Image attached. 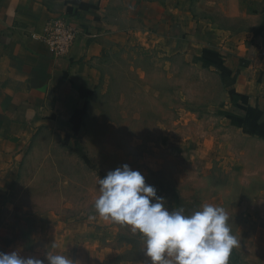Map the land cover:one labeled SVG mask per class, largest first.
I'll return each instance as SVG.
<instances>
[{
  "label": "rangeland",
  "instance_id": "obj_1",
  "mask_svg": "<svg viewBox=\"0 0 264 264\" xmlns=\"http://www.w3.org/2000/svg\"><path fill=\"white\" fill-rule=\"evenodd\" d=\"M213 1L215 8L201 14L235 28L246 24L234 16L235 1L229 15L221 0ZM100 71L75 140L44 131L20 162L14 193L26 213L58 216L51 221L58 237L66 222L76 235L96 236L91 247L105 245L99 264H149L140 235L94 209L98 178L128 164L170 211L223 207L239 240L229 264H264V140L221 114L226 95L218 74L182 55L128 42L107 50Z\"/></svg>",
  "mask_w": 264,
  "mask_h": 264
},
{
  "label": "crops",
  "instance_id": "obj_2",
  "mask_svg": "<svg viewBox=\"0 0 264 264\" xmlns=\"http://www.w3.org/2000/svg\"><path fill=\"white\" fill-rule=\"evenodd\" d=\"M233 1L234 16L247 19L239 28L201 14L213 0H0V252L44 264L57 254L72 264L105 258L89 232L76 235L66 222L58 237L51 223L58 216L26 213L14 182L44 131L63 142L78 136L100 59L115 43H147L216 72L226 95L221 114L264 140V0H221L227 15ZM58 17L78 29L64 56L33 36Z\"/></svg>",
  "mask_w": 264,
  "mask_h": 264
},
{
  "label": "clouds",
  "instance_id": "obj_3",
  "mask_svg": "<svg viewBox=\"0 0 264 264\" xmlns=\"http://www.w3.org/2000/svg\"><path fill=\"white\" fill-rule=\"evenodd\" d=\"M96 213L105 221L128 226L144 242L149 264H229L239 240L229 226L225 209L204 204L190 215L183 208L170 211L164 197L145 176L123 164L98 178ZM47 264H72L65 255H48ZM0 264H44L18 252H0Z\"/></svg>",
  "mask_w": 264,
  "mask_h": 264
},
{
  "label": "built area",
  "instance_id": "obj_4",
  "mask_svg": "<svg viewBox=\"0 0 264 264\" xmlns=\"http://www.w3.org/2000/svg\"><path fill=\"white\" fill-rule=\"evenodd\" d=\"M78 34V29L69 21L58 17L50 20L41 35H33L43 41L56 56H64Z\"/></svg>",
  "mask_w": 264,
  "mask_h": 264
}]
</instances>
